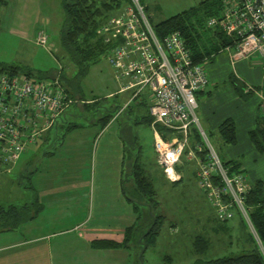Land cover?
<instances>
[{
  "label": "rangeland",
  "instance_id": "1",
  "mask_svg": "<svg viewBox=\"0 0 264 264\" xmlns=\"http://www.w3.org/2000/svg\"><path fill=\"white\" fill-rule=\"evenodd\" d=\"M141 1L149 20L154 23L196 4L199 0ZM63 22L61 0H0V64L27 67L36 74H54L63 66L62 71L72 78L76 67L64 53L60 42ZM40 29L45 30L48 35L45 45L35 42L36 33ZM223 52L226 51L216 53L206 62L205 68ZM258 58L261 59L260 56ZM231 75L225 79V83L231 85L243 101H248L249 96L240 94ZM69 83L71 82L64 86L69 87ZM245 85L249 86L247 83ZM117 89L118 83L114 78L113 69L106 56L101 54L97 60L89 63L83 75L78 76L76 97H73V100L77 98L76 104L70 105L51 128L39 131L32 139L26 141L20 163L18 162L14 169L0 173V179L3 181L5 178L6 181V187L0 185V202L21 203L37 194L44 204V211L34 223L49 219L52 221L49 230L63 228L66 221L60 217L67 214L73 206L75 194L81 193L82 189L59 190L56 184L69 175L73 157L75 160H81L90 152L94 136L101 127V124L96 122L97 118L104 114L106 109L112 110L115 115L117 108L127 100L128 92H116ZM81 101L88 102L89 107L85 108ZM77 104L83 109H79ZM128 105L114 120L121 122L120 131L126 141L125 167L129 166L130 160L139 149L140 160L145 164L146 170L151 171L156 189L157 203L141 207L140 221L147 226L157 214L160 213L164 217L156 242L147 246L140 258L138 255L142 250L141 244L132 243V253L137 254L138 264L193 263L197 256L192 245L195 234L204 235L208 239L207 249L198 255L200 257L211 258L240 252L250 241L249 231L253 233L248 221L245 220V225L239 215L234 214L235 210L238 211L237 208H233V216L227 220L221 221L215 216L214 209L194 178V165L188 168L189 171H184L182 180L171 182L167 179L163 169L156 167L152 127L140 118L146 112L145 106L136 101H131ZM259 113L257 110L255 114ZM67 121L77 122L81 126L68 130ZM202 129L203 140H208L220 158L226 159V148L236 142L224 143L216 130L209 132L203 127ZM245 160H249L252 164L248 166L256 171L253 179L246 174L248 184L257 178H264V157L257 161L246 155ZM81 167L82 164L78 168ZM51 190L55 193L50 194ZM178 216H181V221L177 219ZM222 222L226 226H232V229L224 226ZM214 223L218 225L217 230L209 226ZM54 239L65 238L59 236Z\"/></svg>",
  "mask_w": 264,
  "mask_h": 264
},
{
  "label": "built area",
  "instance_id": "2",
  "mask_svg": "<svg viewBox=\"0 0 264 264\" xmlns=\"http://www.w3.org/2000/svg\"><path fill=\"white\" fill-rule=\"evenodd\" d=\"M207 24H218L227 34L236 37L233 46L224 47L232 50L233 59L253 51L264 57V0H223L221 16L209 18ZM97 31L109 44L105 56L118 83L116 92H128L127 100L117 108L114 116L131 101H143L151 118L156 161L166 177L171 181L181 178L176 165L183 155L196 159L197 184L215 216L221 221L227 220L233 216V208H237L252 228L243 206V193L249 184L238 170L222 163L208 140H203L205 144L191 142L193 127L201 135L203 133L196 114L195 93L208 82L207 59L193 61L176 30L159 38L141 0H129ZM35 41L46 44L47 34L43 29L37 31ZM72 101L57 78L36 79L23 73H1L2 159L16 161L26 141L39 131L50 128ZM261 111L264 113V100ZM159 126L164 128V133ZM213 176H217V181Z\"/></svg>",
  "mask_w": 264,
  "mask_h": 264
},
{
  "label": "crops",
  "instance_id": "3",
  "mask_svg": "<svg viewBox=\"0 0 264 264\" xmlns=\"http://www.w3.org/2000/svg\"><path fill=\"white\" fill-rule=\"evenodd\" d=\"M225 51L206 66L208 82L203 89L195 93L198 103L196 112L199 123L209 132L216 130L227 117L235 121L236 143L226 148V159L239 162L237 170L244 181L249 182L246 174L253 179L256 171L248 166L252 163L246 161L245 156L249 155L251 160L257 161L264 157V153L255 149L247 135L248 130L255 125V113L260 110L264 100V57L253 51L233 59L232 50ZM231 74L247 85L256 87L248 101H243L232 86L225 83V79ZM78 108L83 109L79 106ZM113 116L96 132L88 155L81 160H75L73 157L69 175L56 184L59 190L82 189L81 193L75 194L73 206L67 214L60 217L66 221L65 226L60 230H49L52 224L49 219L34 223L44 211L43 206L34 218L21 223L17 228L0 230V264H138L137 256L133 255L131 247L96 248L90 244L91 240L96 238L120 241L126 227L137 222V212L122 191L126 141L120 131L121 122H115L116 116ZM191 142L194 143L195 140ZM20 158L16 165L20 163ZM81 164L82 167L78 168ZM178 164L181 167L178 169L181 171V177L184 171L187 172L188 168L194 165L193 175L197 181L196 159L183 155ZM156 167L162 170L157 161ZM4 179H0L3 188L6 187ZM54 193V190L50 191V194ZM179 209L181 210V207ZM179 209L176 211L179 212ZM234 214H238L242 221L239 210H235ZM177 219L181 221V216ZM214 224L209 226L217 230L218 225ZM59 236H64L65 239H54ZM250 243L249 241L246 247Z\"/></svg>",
  "mask_w": 264,
  "mask_h": 264
},
{
  "label": "trees",
  "instance_id": "4",
  "mask_svg": "<svg viewBox=\"0 0 264 264\" xmlns=\"http://www.w3.org/2000/svg\"><path fill=\"white\" fill-rule=\"evenodd\" d=\"M128 1L129 0H61L64 22L61 29L60 42L64 53L76 67V71L72 78L68 77L67 74L62 71L63 66L54 74H36L27 67L2 63L0 64V74L7 73L11 75L23 73L28 76L36 77V79L57 78L68 95L71 98L76 97L75 90L78 88V76L85 73L90 62L97 60L101 54L105 55L109 46L98 33V27L101 26L108 17L118 13ZM222 9L223 0H199L196 4L179 10L154 23L149 21L153 26L155 34L159 38H162L170 31H178L193 61L200 62L204 59L210 61L216 53L221 50H226L224 48L226 45L233 46L236 40L234 35L227 34L218 24H207L209 18L220 17ZM231 76L240 94L242 96L248 95L251 97L256 87L251 86V88H247L243 81L233 75ZM68 82H71L69 83L70 86H64V84ZM76 99H74L70 105L76 104ZM137 103L141 106H145L146 112L140 116L141 120L150 123L151 118L147 112L146 104L143 101ZM82 104L85 108L89 107V103L86 101H82ZM77 106L79 105L77 104ZM67 108L58 117L63 115ZM260 110V113L255 116V125L248 130V136L257 151L264 153V113ZM112 116V110L106 109V112L98 117L96 122L104 126ZM56 121L54 124H56ZM66 123V128L68 130L75 126H80L79 123L73 121H67ZM159 128L164 133V128L160 126ZM216 130L224 143L236 142L235 121L231 117L225 118L218 125ZM191 136V141L195 140L205 144L202 135L196 127L192 128ZM125 150L126 148L124 146L122 191L127 201L132 204L133 209L137 212V222L126 227L123 239L120 241L110 238H96L92 239L90 244L92 247L96 248H130L132 247V243L141 244L142 250L138 255L140 258L143 250L156 242L159 228H161L164 217L159 213L156 217H153L154 220L152 222H148L147 226L141 223V207L145 205H155L157 203L155 196L156 189L154 187L151 171L146 170L145 164L140 160L139 150L138 153L132 157L126 169ZM22 152L14 162L4 161L0 153V173L14 169ZM220 160L224 165H228L230 169L237 170L239 167V162L236 160L221 158ZM176 168L180 169L181 167L177 164ZM179 180H181V178L175 181ZM213 180L217 181V176H213ZM29 187L34 189L32 185H29ZM43 206L37 194L32 196L30 200L21 203L9 201L4 204V202H0V230L17 228L21 223L34 218L43 209ZM243 206L258 239L249 231L248 234L251 243L240 252L204 258L198 255L206 251L208 239L204 235L198 234L194 237L192 242L193 251L197 256L191 264H264V179L257 178L249 183L248 189L243 193ZM241 219L246 224L242 215ZM166 257L169 259L171 258L169 255H166Z\"/></svg>",
  "mask_w": 264,
  "mask_h": 264
}]
</instances>
